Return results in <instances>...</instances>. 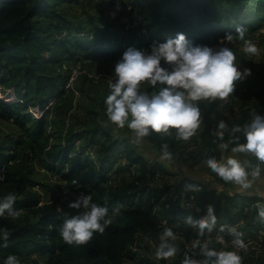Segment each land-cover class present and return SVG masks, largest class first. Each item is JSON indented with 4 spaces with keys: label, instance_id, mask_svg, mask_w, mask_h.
I'll use <instances>...</instances> for the list:
<instances>
[{
    "label": "trees",
    "instance_id": "obj_1",
    "mask_svg": "<svg viewBox=\"0 0 264 264\" xmlns=\"http://www.w3.org/2000/svg\"><path fill=\"white\" fill-rule=\"evenodd\" d=\"M66 1L73 0H0V69L7 70L0 72V83L9 88L7 96L11 111L24 109L15 119L21 135L8 134L0 143V167H3L4 175V179L0 180V196L15 192L17 199L14 206L17 209L25 208L33 215L32 219L23 220H15L7 214L0 216V225L6 226L10 232L6 245L0 241V264H5L2 257L9 253L27 256L35 252L46 255L43 264H121L124 258L133 253L131 247L137 235L154 237L162 229V218L170 223H181L183 227L187 225L188 237H197L196 227L184 217L188 212L203 214L208 204L214 205L219 224L233 222L240 211L250 206H253L251 214L257 218L259 195L217 191L209 187L206 181L185 174L176 183L154 187L157 198H162L171 188L176 193V201L168 208H164L166 204L159 199L143 207L142 198L149 192L154 176L159 170H165L163 163L149 161L128 144L124 149L118 148L125 141L124 137H117L102 145L107 155L97 163L87 150L94 143L99 130L96 127L82 130L67 127L56 137L53 136L54 131H49L48 127L55 126L57 120L48 116L51 95L43 92L44 74L40 69L51 59H45L42 50L50 48L52 44H69L70 41L80 47L88 46L86 41L69 32L74 25L57 8L59 3ZM132 5L141 6L150 13V25L157 26L163 18L172 19L177 24L196 29V37L200 39L215 33H235L238 23L248 26L251 17L259 16L264 0H133ZM50 30L67 32L51 38ZM248 65L253 69L252 62L248 61ZM262 77L264 80V75ZM222 98L200 101L202 125L190 140H176L174 130L171 136L153 131L145 138L158 151L167 141L174 154L183 143L192 142L197 147L195 155L198 160L211 170L204 163V156L212 152L220 156L224 151L220 149L219 138L212 130L216 126L213 113ZM35 105L39 111L37 116L29 110L30 106ZM237 109V113L232 111L224 119L229 123L243 124L251 118L253 109L264 113V81L248 87ZM81 138H84L83 141L78 143ZM116 152L128 159V169L140 164L139 171L133 174L130 181L108 182V163ZM37 164L50 171L68 169L71 177L79 174L80 183L90 187L93 199L110 209L111 223L105 231H97L84 244L66 242L59 227L66 215L82 209L69 206V201L75 198L63 199L58 194L42 201L40 193L28 186ZM190 183L199 186L190 187ZM117 205L120 211L113 212ZM258 226L252 223L245 230L254 231ZM212 235L215 247L229 248L225 245L231 238L228 233H225L224 241H217L215 233ZM186 252L199 258L198 247L191 245ZM256 264H264V255Z\"/></svg>",
    "mask_w": 264,
    "mask_h": 264
},
{
    "label": "rangeland",
    "instance_id": "obj_2",
    "mask_svg": "<svg viewBox=\"0 0 264 264\" xmlns=\"http://www.w3.org/2000/svg\"><path fill=\"white\" fill-rule=\"evenodd\" d=\"M132 1L73 0L57 5L58 10L63 12L74 25L71 26L69 32L71 31L80 40L86 41L88 46L80 47L76 42L70 41L69 44H52L50 48L42 50L43 57L51 59L40 68L44 74L43 92L51 95L48 116L57 120L55 126L48 127L49 131H54L53 136H55L67 127L73 130H82L88 127L98 128L93 145L87 147L88 152L96 159L97 163L107 155L102 145H106L117 137L125 139L119 146L116 145L118 148L124 149L128 144L149 161L163 163L165 170H159L154 176L149 192H146L142 198L143 207L151 204V201L159 199L161 203L166 204L164 208H168L169 204L176 201V193L171 188L162 198H157V191L154 187H159L163 183H176L183 174L204 180L209 187L217 191L259 195L260 199L256 205L264 206V175L256 179L252 189L243 190L208 170L195 155L197 147L192 142L183 143L175 154L185 167L172 169L159 160V151L148 139L144 138L141 144L134 143L131 129L127 126L117 127L107 117L104 99L110 91L109 81L115 79L114 65L129 46L150 51V45L154 41H164L169 37H175L178 32H184L194 43L218 46L221 38L225 36L215 33L199 39L196 37V29L177 24L174 20L167 18H163L157 26H152L150 25L152 19L150 13L141 6L133 7ZM258 15L249 19L246 28L247 36L260 45L261 53L257 56H248L243 51V41L239 40L238 36H233L230 43L236 50L239 67L250 68L251 72L245 79L235 82L236 87L233 93L222 98L213 113L216 121L220 117L224 118L230 115L232 111L237 113L242 96L248 87L264 81L262 77L264 75V7L259 10ZM66 32L57 33L50 30L49 33L53 38L59 37V33L65 34ZM94 41L96 43H93ZM223 42L228 43L227 40ZM248 61L252 62L253 69L248 65ZM2 71L6 72L7 70L6 68L0 69V72ZM142 87L150 90L153 86L144 84ZM8 91L9 88L0 83V143L8 134L21 135V129L15 119L17 114H22L24 109L19 108L18 112L11 111L8 105L10 102L7 96ZM29 110L33 112L34 116L39 113L37 105L30 106ZM83 139H79L78 143H81ZM127 161L128 159L122 153H115L113 160L108 163L109 183L130 181L133 174L139 171L140 164H135L128 169ZM2 171L3 167H0V173ZM74 178L77 183L72 182ZM28 186L40 193L42 201L49 200L55 194L67 199L76 198L81 192H91L88 185L80 183L79 174L71 177L68 175V169L50 171L40 164L35 166ZM252 207L240 211L237 218L229 224L236 225L244 232L243 238L247 243V248L239 250L244 257L243 263L256 264L264 255V219H261L259 215L254 218L250 211L253 209ZM18 210L20 214L13 216L15 220L33 218L27 209L20 208ZM217 223L219 224V221ZM252 223L258 224V228H254V231L245 230ZM167 224L173 226L177 232L175 242L178 243L179 248L175 256L158 258L155 255L154 242H158L159 232L165 226L160 224L162 229L152 238L141 234L137 235L136 241L131 247L133 253L124 258L121 264H181L186 249L190 248L196 237L193 235L188 237L187 225L183 227L181 223H170L169 221ZM228 237L231 238H227L225 245L232 248L234 247L233 237L231 234H228ZM6 256L2 257L4 263ZM18 257L21 264H43L46 255L35 252L29 253L27 256L26 254L18 255Z\"/></svg>",
    "mask_w": 264,
    "mask_h": 264
},
{
    "label": "clouds",
    "instance_id": "obj_3",
    "mask_svg": "<svg viewBox=\"0 0 264 264\" xmlns=\"http://www.w3.org/2000/svg\"><path fill=\"white\" fill-rule=\"evenodd\" d=\"M235 28V33L226 32L218 46L194 43L184 32L164 41H154L150 51L129 46L114 65L115 79L109 81L110 91L104 99L107 117L117 127L131 129L132 141L136 144H141L153 131L171 136L174 130L176 140H190L202 125L200 101L228 96L233 93L235 82L251 72L250 68L239 67L236 50L230 43L233 36L243 41V51L248 56L261 53L260 45L247 36L246 26L238 23ZM144 84L153 87L147 90L142 87ZM212 130L224 151L220 156L215 152L204 156V163L224 181L243 190L252 189L256 179L264 175V113L253 109L251 118L243 124L229 123L220 117ZM158 158L172 169L185 167L167 141L162 143ZM3 179L0 173V180ZM72 182L77 180L74 178ZM189 186L199 185L190 183ZM16 199L15 192L0 196V216L20 214L14 206ZM69 206L82 209L66 215L59 227L62 238L69 244L87 243L111 223L109 207L96 202L91 192H81L69 201ZM112 211L119 212L120 206ZM257 211L264 219V206ZM184 219L197 229L192 245L198 247L199 258L185 252L181 264H243L244 257L239 250L247 248L244 232L227 222L218 225L214 205L208 204L200 215L188 212ZM213 233L217 241H223L225 233L231 234L234 247H215ZM9 235L7 227L0 225V241L5 245ZM176 236L175 228L165 223L158 242H154L156 257L176 255L179 248ZM5 264H21V260L17 254L10 253Z\"/></svg>",
    "mask_w": 264,
    "mask_h": 264
},
{
    "label": "built area",
    "instance_id": "obj_4",
    "mask_svg": "<svg viewBox=\"0 0 264 264\" xmlns=\"http://www.w3.org/2000/svg\"><path fill=\"white\" fill-rule=\"evenodd\" d=\"M156 207H157V205H156ZM167 222L168 221H167L166 218H162L161 221H160V224L165 225V223H167Z\"/></svg>",
    "mask_w": 264,
    "mask_h": 264
}]
</instances>
